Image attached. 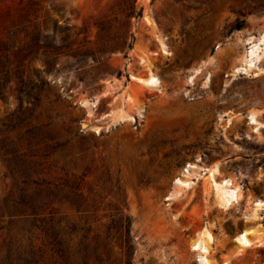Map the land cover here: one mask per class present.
Segmentation results:
<instances>
[{
    "label": "rangeland",
    "instance_id": "rangeland-1",
    "mask_svg": "<svg viewBox=\"0 0 264 264\" xmlns=\"http://www.w3.org/2000/svg\"><path fill=\"white\" fill-rule=\"evenodd\" d=\"M121 1L0 0V47L26 41L27 23L68 36L62 50H97L106 17L113 31L126 21L136 37L128 56L102 63L44 50L25 60L24 76L46 84L20 127L51 120L65 144H34L26 181L0 152V264L8 243L33 245L52 264L50 227L78 262L86 253L87 264H125L119 232L108 228L124 215L133 264H203L195 247L203 241L211 264H264V9L254 8L264 0H137L139 18L124 17ZM27 8L30 21L21 20ZM237 19L245 23L232 30ZM7 54L12 68L17 57ZM152 74L159 84L144 80ZM16 84L11 75L0 97V129L17 106ZM19 148L28 150L26 140ZM210 170L240 186L236 200L223 202ZM40 189L57 194L38 215L21 212L22 198Z\"/></svg>",
    "mask_w": 264,
    "mask_h": 264
},
{
    "label": "trees",
    "instance_id": "trees-1",
    "mask_svg": "<svg viewBox=\"0 0 264 264\" xmlns=\"http://www.w3.org/2000/svg\"><path fill=\"white\" fill-rule=\"evenodd\" d=\"M264 5L254 7L255 9H264ZM118 9L123 13L124 17L130 18L135 16L137 18L143 15V7L137 5V0H122L119 3ZM31 8H27L21 12V20L30 21L28 13ZM117 20V16H114ZM112 17H106L97 22L98 28V49L92 48L76 49L74 51L62 50L64 46H68L65 43L68 36L58 38L57 35L44 33L40 27L35 24L30 28L29 24L21 25V29L25 31L27 40L22 44L13 47L7 43H4L0 47V97H5V92L8 89L9 82L11 81V75H13L17 84L10 86V89L14 91L15 98L17 100L16 108L8 116V120L3 122V128L0 129L2 137H0V152L12 157L10 161L16 164V168L20 170L25 177V181L28 180L30 169L32 168V162L27 161L26 157L32 155L33 145L36 143H45L49 149L62 146L65 143L58 140L57 133L52 128V121H34L29 120L28 124L21 128L20 125L28 118L40 104L41 95L40 90L45 86L44 80H38L33 82L30 77L24 76L25 72V60L31 57L37 56L41 50L49 51L51 53H57L58 55H71L76 58L80 63L84 62V57L92 56L95 63H102L105 58H108L112 53L121 51L128 56L129 51L133 49L135 43V32L127 27L126 21L122 24V27L118 31H113ZM245 23V19H237L233 24L232 30L241 28ZM10 37L12 38L16 31L10 30ZM81 32V31H80ZM79 32V33H80ZM14 41V40H13ZM12 50L17 57V64L9 68L8 62L10 61L7 51ZM118 75H123L119 70ZM97 80L96 78L94 81ZM20 127L15 137H12L10 131ZM26 140L28 144V150L20 151L21 142ZM50 140V141H49ZM57 192L53 189H40L37 192L29 195V198H22L19 205L25 206L21 212L25 214H31L33 216L38 215L41 208H45L51 201V197L56 195ZM78 202L77 199H73ZM16 205L15 210L17 209ZM35 219V218H34ZM117 228L118 239L123 251L125 253V264H133V257L135 253V242L131 233L132 220L129 215L121 216L119 219H114L108 228ZM52 236L51 241V258L52 264H87V254H82L81 261H76L72 255L71 247L64 242L59 234L49 228ZM35 250L33 245L22 246L14 251L13 246L8 243L6 258L1 264H47L44 262V255Z\"/></svg>",
    "mask_w": 264,
    "mask_h": 264
},
{
    "label": "bare ground",
    "instance_id": "bare-ground-1",
    "mask_svg": "<svg viewBox=\"0 0 264 264\" xmlns=\"http://www.w3.org/2000/svg\"><path fill=\"white\" fill-rule=\"evenodd\" d=\"M258 43H260V42L253 43L252 44V49H251V55H255V57L257 59L261 58L260 45ZM256 58H254V59H256ZM144 80L150 85H157V83H158V78L155 75H153V74L150 75L148 78H146ZM250 118H251L252 121L257 122V119L255 117V113H251L250 114ZM214 170H218V168L216 167ZM214 170L213 171L210 170L211 171V176L213 177V180L215 182L216 188L219 191V193H220V195H221V197L223 199V202L225 201L226 203H231L232 201L236 200L238 198V196H239V193H240V186L239 185H235L233 183V180H231L230 178L218 179L216 177V174H215ZM178 181H180V180H178ZM181 182L185 183V181H182V180H181ZM262 203H264V201H259V205L262 204ZM238 240L240 241L241 244H243V246L244 245L246 246V245H249V244L252 243L250 238L248 237L247 230H243L239 234ZM195 247L201 249L202 253L200 255V260L202 261V263L203 264H211L210 259L205 255V253L207 252L206 243H204V241L203 242H196L195 243Z\"/></svg>",
    "mask_w": 264,
    "mask_h": 264
},
{
    "label": "water",
    "instance_id": "water-1",
    "mask_svg": "<svg viewBox=\"0 0 264 264\" xmlns=\"http://www.w3.org/2000/svg\"><path fill=\"white\" fill-rule=\"evenodd\" d=\"M249 119H250V115H249Z\"/></svg>",
    "mask_w": 264,
    "mask_h": 264
}]
</instances>
